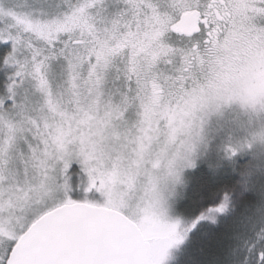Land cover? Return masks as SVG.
<instances>
[{
  "label": "snow or ice",
  "instance_id": "obj_1",
  "mask_svg": "<svg viewBox=\"0 0 264 264\" xmlns=\"http://www.w3.org/2000/svg\"><path fill=\"white\" fill-rule=\"evenodd\" d=\"M0 264H264V0H0Z\"/></svg>",
  "mask_w": 264,
  "mask_h": 264
}]
</instances>
